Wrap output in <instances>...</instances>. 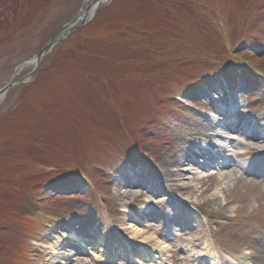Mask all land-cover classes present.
<instances>
[{"label":"rangeland","instance_id":"1","mask_svg":"<svg viewBox=\"0 0 264 264\" xmlns=\"http://www.w3.org/2000/svg\"><path fill=\"white\" fill-rule=\"evenodd\" d=\"M93 2L0 0V264H264V0H101L28 78Z\"/></svg>","mask_w":264,"mask_h":264},{"label":"bare ground","instance_id":"2","mask_svg":"<svg viewBox=\"0 0 264 264\" xmlns=\"http://www.w3.org/2000/svg\"><path fill=\"white\" fill-rule=\"evenodd\" d=\"M81 15V14H80ZM190 160L189 157L186 155V153L184 152V155H180V154H175V155H171L165 162V168L166 170H170V167L173 166H178L180 165L182 162H186ZM172 174H175V175H178L177 172H172V169L170 171V175ZM124 184L126 187H129L130 188H134V187H137L139 185L138 182L136 181H129L128 179H125L124 180ZM143 211V210H142ZM141 232V230H136L135 232V235H139ZM142 233V232H141ZM146 234V233H145ZM143 234V235H145ZM67 237L70 238L71 241H75V242H78L80 241L79 237L73 233H70ZM151 238V235H145V236H141V242L142 243H146L147 241H149V239ZM79 240V241H78ZM140 242V243H141ZM209 249L207 248H203L201 250V252H199V256L197 258H195V262H197L198 264H217V261H216V257L212 256V255H208L209 252H208ZM152 249H143L142 251H136V253H140L141 256H143L144 258L146 259H149V260H154V256L151 255L150 253H152ZM57 250H54V253L57 254ZM59 253V252H58ZM135 253V252H134ZM136 259H141L140 257L136 256ZM245 263V262H244ZM234 264H243L241 261L239 260H236V262Z\"/></svg>","mask_w":264,"mask_h":264},{"label":"water","instance_id":"3","mask_svg":"<svg viewBox=\"0 0 264 264\" xmlns=\"http://www.w3.org/2000/svg\"><path fill=\"white\" fill-rule=\"evenodd\" d=\"M101 0H94V2L87 7V9L84 11V13H82L81 15H79L78 18H74L68 25H66L68 27V31L67 33H65L64 35L58 37L59 33H57L56 35H54L50 41L39 51V53H37L31 60L25 62L27 64L29 63H34L35 67L33 69V71L27 76L28 78L33 74V72L37 69L41 58L43 57V55L45 54L46 50L50 47H52L54 44L58 43L61 40H64L65 38H67L71 32L77 27V26H81L84 25L87 22V18H88V12L91 10V14H93L94 10L96 7H98L99 3ZM25 79H19L17 81H15V79H12L10 82L6 83L3 87L0 88V100L5 96V94L7 93V91L14 85L23 82Z\"/></svg>","mask_w":264,"mask_h":264}]
</instances>
